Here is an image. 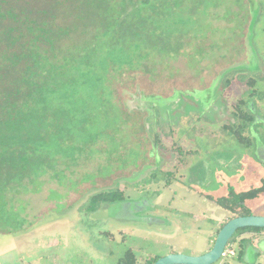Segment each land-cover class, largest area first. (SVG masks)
Returning a JSON list of instances; mask_svg holds the SVG:
<instances>
[{
    "label": "rangeland",
    "instance_id": "1",
    "mask_svg": "<svg viewBox=\"0 0 264 264\" xmlns=\"http://www.w3.org/2000/svg\"><path fill=\"white\" fill-rule=\"evenodd\" d=\"M8 1L30 9L50 0ZM180 1L179 55L116 78L112 112L96 126L104 139L75 161L53 163L19 195L23 224L0 230V264H117L127 250L136 264L200 256L232 217L208 197L261 186L264 0ZM115 188L122 201L89 212L93 194ZM244 205L264 217V193ZM243 235L228 242L235 255L215 264H264V235Z\"/></svg>",
    "mask_w": 264,
    "mask_h": 264
},
{
    "label": "trees",
    "instance_id": "2",
    "mask_svg": "<svg viewBox=\"0 0 264 264\" xmlns=\"http://www.w3.org/2000/svg\"><path fill=\"white\" fill-rule=\"evenodd\" d=\"M0 3L6 8L0 10V230L12 232L23 224L15 207L19 195L53 163L75 161L104 139L96 126L112 112L116 78L144 68V61L160 62L161 56L163 63L167 52L174 59L185 33L180 0H50L30 9ZM262 193L264 181L247 192L229 189L227 197L208 198L232 219L249 216L245 202ZM123 198L117 188L96 192L89 212ZM158 259L148 257L145 264ZM136 261L127 250L117 264Z\"/></svg>",
    "mask_w": 264,
    "mask_h": 264
},
{
    "label": "water",
    "instance_id": "3",
    "mask_svg": "<svg viewBox=\"0 0 264 264\" xmlns=\"http://www.w3.org/2000/svg\"><path fill=\"white\" fill-rule=\"evenodd\" d=\"M245 228L264 229V217L249 215L232 218L218 230L212 247L206 253L200 256L169 254L159 258L154 264H215L235 232Z\"/></svg>",
    "mask_w": 264,
    "mask_h": 264
},
{
    "label": "built area",
    "instance_id": "4",
    "mask_svg": "<svg viewBox=\"0 0 264 264\" xmlns=\"http://www.w3.org/2000/svg\"><path fill=\"white\" fill-rule=\"evenodd\" d=\"M234 255H235V252L232 249V244H229V245L227 244V246L225 247V249L223 250V252L221 254L220 259H224V258L234 256Z\"/></svg>",
    "mask_w": 264,
    "mask_h": 264
},
{
    "label": "crops",
    "instance_id": "5",
    "mask_svg": "<svg viewBox=\"0 0 264 264\" xmlns=\"http://www.w3.org/2000/svg\"><path fill=\"white\" fill-rule=\"evenodd\" d=\"M261 235H264V234H261V233H255V232H248V233H246V235H243V237H241L243 240L245 239V238H247V237H254V238H256V239H258ZM262 237H264V236H261V238ZM242 239H240V240H242ZM210 249V248H209ZM258 255V254H257ZM241 257H243V253H242V255H241ZM260 256L257 258L258 260H260ZM240 262H241V260L240 259H238ZM244 263H246V264H253V263H249V262H244Z\"/></svg>",
    "mask_w": 264,
    "mask_h": 264
}]
</instances>
